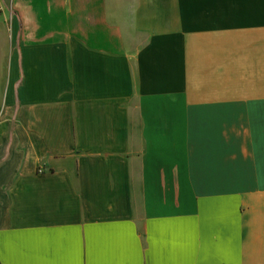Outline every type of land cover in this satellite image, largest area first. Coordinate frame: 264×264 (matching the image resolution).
I'll use <instances>...</instances> for the list:
<instances>
[{
    "label": "crops",
    "instance_id": "crops-1",
    "mask_svg": "<svg viewBox=\"0 0 264 264\" xmlns=\"http://www.w3.org/2000/svg\"><path fill=\"white\" fill-rule=\"evenodd\" d=\"M0 264H264V0H0Z\"/></svg>",
    "mask_w": 264,
    "mask_h": 264
}]
</instances>
